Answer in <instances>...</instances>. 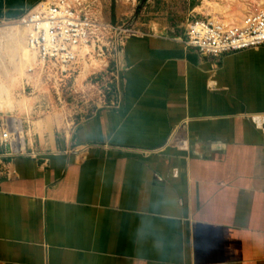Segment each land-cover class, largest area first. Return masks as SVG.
Segmentation results:
<instances>
[{"label":"crops","instance_id":"obj_1","mask_svg":"<svg viewBox=\"0 0 264 264\" xmlns=\"http://www.w3.org/2000/svg\"><path fill=\"white\" fill-rule=\"evenodd\" d=\"M121 59L118 106L0 147V264H264V48L143 34Z\"/></svg>","mask_w":264,"mask_h":264},{"label":"rangeland","instance_id":"obj_2","mask_svg":"<svg viewBox=\"0 0 264 264\" xmlns=\"http://www.w3.org/2000/svg\"><path fill=\"white\" fill-rule=\"evenodd\" d=\"M103 19L137 35L158 34L169 37L186 35L187 26L195 19L214 22L212 15L198 12L204 2L215 3L229 19L225 25L243 26L244 20L262 7L264 0H96ZM102 3V4H101ZM223 16L222 18H224ZM17 23H1L7 29ZM19 26V25H18ZM7 31L0 34V88L9 92L11 105L7 113L0 111L1 124L6 122L20 130L24 137L37 131L36 125L51 119L54 129L71 128L100 108L114 106L120 98L122 54L101 62V71L79 85L78 73L61 82L39 72L34 77L19 64L17 41ZM34 66V65H33ZM2 85V86H1ZM0 98H4L0 94ZM22 137V135H21Z\"/></svg>","mask_w":264,"mask_h":264},{"label":"built area","instance_id":"obj_3","mask_svg":"<svg viewBox=\"0 0 264 264\" xmlns=\"http://www.w3.org/2000/svg\"><path fill=\"white\" fill-rule=\"evenodd\" d=\"M242 25L195 19L187 26L185 45L216 61L264 48V8L247 16ZM19 26L25 31L27 50L35 61L28 75L45 72L61 82L76 73L82 76L85 64L92 66L94 61L108 62L123 55L126 41L138 36L107 23L96 0H43L21 18ZM92 71L89 78L97 75L94 67ZM23 131L22 126L18 130L3 122L0 147L9 146V155L24 153ZM31 155L37 157L34 152Z\"/></svg>","mask_w":264,"mask_h":264},{"label":"bare ground","instance_id":"obj_4","mask_svg":"<svg viewBox=\"0 0 264 264\" xmlns=\"http://www.w3.org/2000/svg\"><path fill=\"white\" fill-rule=\"evenodd\" d=\"M219 1V0H218ZM262 7H264V2H261ZM198 12H206L213 16L214 22L219 24H224V20H228L229 18L225 16V13H223V10L218 7L215 3H209L204 2L201 9H197ZM225 16L224 18H222ZM19 25V24H18ZM18 25L9 26L7 29H0V34L2 35L7 31V34L12 36L15 32H19L18 36L15 37V40L17 41V53L19 57V64L23 68H32L35 61L34 58L31 56V54L27 50L26 45V34L25 31ZM225 25V24H224ZM225 26H231V25H225ZM93 67L98 71H101V62H93L92 66L89 64H85L84 72L82 73L81 79L79 81V85L82 87L84 82L89 79V77L93 74ZM2 86V85H1ZM0 94L4 98H0V111L3 113H7L10 105L11 100L9 96L8 90L5 89V87L0 88ZM30 140V139H29Z\"/></svg>","mask_w":264,"mask_h":264}]
</instances>
